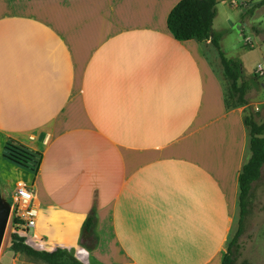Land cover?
<instances>
[{"label":"crops","instance_id":"crops-1","mask_svg":"<svg viewBox=\"0 0 264 264\" xmlns=\"http://www.w3.org/2000/svg\"><path fill=\"white\" fill-rule=\"evenodd\" d=\"M179 1L0 0V184L35 190L22 233L34 248L222 264L251 155L247 104L228 106L211 39L169 29ZM10 138L42 152L37 174L4 157ZM257 247L250 264H264Z\"/></svg>","mask_w":264,"mask_h":264},{"label":"trees","instance_id":"trees-1","mask_svg":"<svg viewBox=\"0 0 264 264\" xmlns=\"http://www.w3.org/2000/svg\"><path fill=\"white\" fill-rule=\"evenodd\" d=\"M218 0H180L171 10L168 16V27L174 36L179 40L211 39L212 44L217 48L225 76L230 80V87L238 92L240 99L245 103V95L249 90L258 86L257 78H243V65L240 58L227 57L221 49L220 39L222 31L213 28L214 20L218 14ZM264 4L261 0L253 7L245 10L242 17L252 14L254 9ZM227 102V100H226ZM228 106L229 102H227ZM245 104H235L240 106ZM231 107V106H230ZM246 124L250 127V151L249 160L244 164L239 175V205L240 225L236 235L228 244L223 255L222 264H250L241 258V245L239 236L243 231V219L246 214L247 197L254 181L260 178L264 166V122H257L252 117L246 116ZM4 157L8 160L38 173L42 152L36 151L16 139H8L4 146ZM21 219L15 217L14 221L19 223ZM97 221L95 211H92L84 221L82 228V239H89ZM10 248L14 252L24 253L44 264H85L79 260L73 249L58 247L55 250H40L31 246L24 235L18 232L11 233Z\"/></svg>","mask_w":264,"mask_h":264},{"label":"rangeland","instance_id":"rangeland-1","mask_svg":"<svg viewBox=\"0 0 264 264\" xmlns=\"http://www.w3.org/2000/svg\"><path fill=\"white\" fill-rule=\"evenodd\" d=\"M261 0H218V16L215 27L222 31L221 49L227 57L240 58L243 65V78L256 77L258 86L245 95V103L239 93L230 87V80L225 76L218 50L212 46L211 58L218 73L222 76L226 88V100L230 106L247 104V117L264 122V4L254 9L252 14L242 17V13ZM262 65L263 72L258 71ZM14 190L0 184V221L7 225L5 235L0 243V264H44L24 253L14 252L10 248L11 233L20 228L14 221L12 213ZM240 225V205L235 218L229 243L236 235ZM34 227L30 228V234ZM258 242L264 243V166L259 179L253 182L246 202V214L243 219V231L239 236L241 259L249 252L257 253ZM256 246V247H255Z\"/></svg>","mask_w":264,"mask_h":264},{"label":"built area","instance_id":"built-area-1","mask_svg":"<svg viewBox=\"0 0 264 264\" xmlns=\"http://www.w3.org/2000/svg\"><path fill=\"white\" fill-rule=\"evenodd\" d=\"M258 71L263 72L262 65H259ZM34 199L35 190L31 185L26 183L17 185L13 196L12 213L15 217L21 219L17 225L22 228V232H25L30 227H34L36 224Z\"/></svg>","mask_w":264,"mask_h":264},{"label":"water","instance_id":"water-1","mask_svg":"<svg viewBox=\"0 0 264 264\" xmlns=\"http://www.w3.org/2000/svg\"><path fill=\"white\" fill-rule=\"evenodd\" d=\"M5 227H6L5 223L0 221V243L2 242V236H3V233H4Z\"/></svg>","mask_w":264,"mask_h":264},{"label":"bare ground","instance_id":"bare-ground-1","mask_svg":"<svg viewBox=\"0 0 264 264\" xmlns=\"http://www.w3.org/2000/svg\"><path fill=\"white\" fill-rule=\"evenodd\" d=\"M6 228H7V225H6L5 229H4V233H3V236H2V240H3V237H4V235H5Z\"/></svg>","mask_w":264,"mask_h":264}]
</instances>
